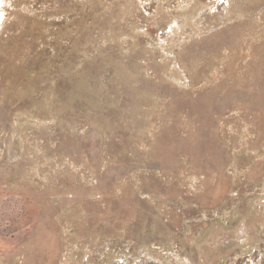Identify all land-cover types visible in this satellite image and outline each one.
Instances as JSON below:
<instances>
[{"label":"rangeland","instance_id":"obj_1","mask_svg":"<svg viewBox=\"0 0 264 264\" xmlns=\"http://www.w3.org/2000/svg\"><path fill=\"white\" fill-rule=\"evenodd\" d=\"M0 264H264V0H2Z\"/></svg>","mask_w":264,"mask_h":264},{"label":"bare ground","instance_id":"obj_2","mask_svg":"<svg viewBox=\"0 0 264 264\" xmlns=\"http://www.w3.org/2000/svg\"><path fill=\"white\" fill-rule=\"evenodd\" d=\"M2 0H0V7H1V2ZM1 21H2V13H1V11H0V24H1Z\"/></svg>","mask_w":264,"mask_h":264}]
</instances>
